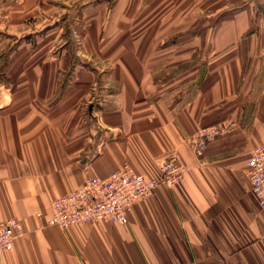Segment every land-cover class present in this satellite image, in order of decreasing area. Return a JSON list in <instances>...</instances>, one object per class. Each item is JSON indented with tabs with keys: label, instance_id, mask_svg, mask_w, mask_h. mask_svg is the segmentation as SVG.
I'll return each instance as SVG.
<instances>
[{
	"label": "crops",
	"instance_id": "1",
	"mask_svg": "<svg viewBox=\"0 0 264 264\" xmlns=\"http://www.w3.org/2000/svg\"><path fill=\"white\" fill-rule=\"evenodd\" d=\"M20 1L0 0V222L16 218L24 232L0 264H264V208L248 174L264 144V0H247L240 26L226 17L221 38L199 31L182 45L155 41L137 0L119 1L106 23L87 7L96 71L84 54L72 61L57 11L11 29L32 9L28 0L8 16ZM231 123L194 154L201 128ZM173 156L183 179L134 204L127 225H49L53 200L89 177L129 164L156 178Z\"/></svg>",
	"mask_w": 264,
	"mask_h": 264
},
{
	"label": "built area",
	"instance_id": "2",
	"mask_svg": "<svg viewBox=\"0 0 264 264\" xmlns=\"http://www.w3.org/2000/svg\"><path fill=\"white\" fill-rule=\"evenodd\" d=\"M233 126L231 123L201 128L190 139L194 154L203 157L209 142L228 134ZM158 169L160 176L151 179L129 164L106 177H89L81 187L53 200L49 225L67 228L96 221L127 225L134 204L151 197L159 185H173L182 180L187 167L173 156L159 162ZM248 174L255 197L264 208V144L253 148L248 160ZM23 232V224L16 218L0 222V254L12 249L14 240Z\"/></svg>",
	"mask_w": 264,
	"mask_h": 264
},
{
	"label": "rangeland",
	"instance_id": "3",
	"mask_svg": "<svg viewBox=\"0 0 264 264\" xmlns=\"http://www.w3.org/2000/svg\"><path fill=\"white\" fill-rule=\"evenodd\" d=\"M29 1H20L19 6L8 14V16H11L16 9L22 8L21 6L25 5L27 2H29L31 5L30 8H32L31 12L25 13L18 21L14 20L13 22L9 20L12 22L11 29L20 30L40 24L46 17L57 11L55 13V15H57L55 23L59 25L64 24L62 42L66 41L68 43L69 49L71 50H69V53L72 61L76 60L77 63L81 64V59L78 56L79 54H84L91 58L92 61L82 64H88L87 69L96 71V67H99L96 62L99 59L93 54L88 53L85 46H83L85 43L84 35L93 22V18L96 16H88L86 14L85 17V15H83V10L88 7L90 8L89 11H92V13H100L103 11L106 19L102 20V22H112L114 19L115 6L121 0L45 1L50 5L45 4L42 0ZM246 2L247 0H137V22H143L144 24L149 23L148 27L154 30L153 36L155 37V41L170 35L168 37V43L170 45H182L192 39L196 34H199V31H202L201 36L205 33L206 37L209 34V36L214 37V39L216 37L221 38L223 29L221 23L223 24L225 22L226 17H229L231 20L238 18L239 20L234 23L236 24L235 26H238L237 24L240 26V24L242 25L247 21L248 16L243 14L244 10H246V8H243ZM150 7H152V9ZM148 10L151 11L148 13ZM234 10H238V12L234 15H226V13ZM233 16L234 18H232ZM55 23L51 27L48 26L47 29L54 27L56 25ZM211 23L214 28L206 33L204 29L210 27ZM46 30L40 32V34L44 33ZM11 37L10 46L13 45V42L18 38L14 35H11ZM13 46L17 47L16 44ZM169 47L171 51V46ZM103 66L105 67L102 68L108 72L110 67L109 63H104ZM86 107H88V105L85 106V114L87 113L86 110H88Z\"/></svg>",
	"mask_w": 264,
	"mask_h": 264
},
{
	"label": "trees",
	"instance_id": "4",
	"mask_svg": "<svg viewBox=\"0 0 264 264\" xmlns=\"http://www.w3.org/2000/svg\"><path fill=\"white\" fill-rule=\"evenodd\" d=\"M87 65H88V64H84L83 66H85V67L87 68Z\"/></svg>",
	"mask_w": 264,
	"mask_h": 264
}]
</instances>
